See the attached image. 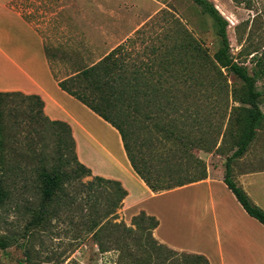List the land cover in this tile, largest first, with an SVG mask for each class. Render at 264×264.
Listing matches in <instances>:
<instances>
[{
	"label": "rangeland",
	"instance_id": "1",
	"mask_svg": "<svg viewBox=\"0 0 264 264\" xmlns=\"http://www.w3.org/2000/svg\"><path fill=\"white\" fill-rule=\"evenodd\" d=\"M0 1L22 13L38 30L58 79L97 64L129 38L140 42L159 36L167 41V35L180 37L182 26L201 41L210 55L218 48L211 19L192 0ZM210 1L229 22L233 57L252 68V56L240 53L244 50L248 54L264 53V0L253 10L232 0ZM140 47L138 43L137 51ZM161 81L165 102L169 103L164 115L167 121L178 118L182 135L193 133L195 137L200 136L201 123L208 120L216 138L219 132H225V127H220L222 113L226 105L239 106L233 103L237 99L233 93L240 95L244 87L225 69L209 70L205 59H199L195 65L194 78L178 76ZM258 88L264 91V77L258 81ZM189 105L194 108L187 115L185 109ZM261 108L264 112V97ZM231 118L223 144L219 138L220 150L195 151L194 155L206 166L217 167L224 162L225 169L226 158L234 151L232 135L237 130L234 115ZM58 131L52 127L42 136L37 135L38 141L31 148L46 160L44 165L48 170L59 166L66 174L64 190L51 201L44 198L41 180L34 172L38 160L19 156L20 141L4 144L3 165L26 167L30 163L31 166L21 177L1 179L9 196L0 209V264H207L201 258L160 244L151 229V221L140 216L142 212L132 216V212L124 211V201L116 208L113 186L94 182L95 176L84 174L72 149L66 150L65 146H62L64 152L61 149ZM148 136L156 139L154 134ZM251 150L250 155H264V127ZM175 197L165 199L175 201ZM162 202L160 198L153 199L152 207H160Z\"/></svg>",
	"mask_w": 264,
	"mask_h": 264
},
{
	"label": "trees",
	"instance_id": "2",
	"mask_svg": "<svg viewBox=\"0 0 264 264\" xmlns=\"http://www.w3.org/2000/svg\"><path fill=\"white\" fill-rule=\"evenodd\" d=\"M232 1L249 10L257 9L260 2ZM192 2L212 21L213 32L218 41V48L212 55L203 48L201 41L181 25V36L167 35V41L159 36L140 42L129 38L97 64L72 73V76L60 81L59 85L119 131L134 172L154 193L173 190L205 178L206 163L194 155L195 151L212 153L214 149L220 150L229 123L233 120L231 116L234 115L237 129L232 135L234 151L226 158L224 182L245 211L264 225V211L255 206L248 195L235 184L231 172L233 160L249 151L264 127V112L261 108L264 91L258 88V81L264 77V53L248 54L246 50L240 53L252 56V68L237 61L231 53L229 22L210 0ZM138 43L141 47L137 51ZM199 59H205L209 70L220 68L229 71L244 86L240 95L233 93L237 98H234L233 103L239 106L226 105L225 112L222 113L220 127H225V132H219L218 139L211 132L209 120L201 123L198 132L200 136L195 137L193 133L182 135L184 132L179 129L182 124L180 125L178 118L168 122L164 116L169 103L165 102L167 99L161 79L178 76L194 78L195 65H198ZM151 81L156 84L150 85ZM192 108L194 107L189 105L185 109L187 115ZM52 127L59 130L57 136L61 149L62 146L66 150L72 149L80 169L84 174L92 176L91 170L78 161L70 126L48 119L44 113V102L39 96L22 92H0V209L9 196L1 179L21 177L27 167L31 166L30 163L26 167L2 164L6 159L3 147L7 141H20L19 156L30 161L38 160L34 172L36 178L41 180L42 193L47 201L64 190L66 174L59 166L48 170L44 165L46 160L31 149L34 142L38 141L36 136H42ZM149 134H154L156 139H152ZM219 138H222L220 146ZM146 139H150V142ZM25 145L29 148H25ZM93 180L113 186L112 198L116 208L128 196L127 190L119 181L96 176ZM140 216L151 221L152 230L159 226L157 218L147 217L145 212Z\"/></svg>",
	"mask_w": 264,
	"mask_h": 264
},
{
	"label": "crops",
	"instance_id": "3",
	"mask_svg": "<svg viewBox=\"0 0 264 264\" xmlns=\"http://www.w3.org/2000/svg\"><path fill=\"white\" fill-rule=\"evenodd\" d=\"M50 64L45 40L24 15L0 1V92L37 95L51 121L70 126L78 161L93 176L121 182L128 196L124 211L159 220L156 240L208 264H264V225L251 217L224 182V162L207 165V176L154 193L134 172L119 131L64 91ZM233 160L232 179L264 211V155ZM175 195L173 199L165 197ZM162 199L152 207L153 199ZM160 208V209H159Z\"/></svg>",
	"mask_w": 264,
	"mask_h": 264
}]
</instances>
